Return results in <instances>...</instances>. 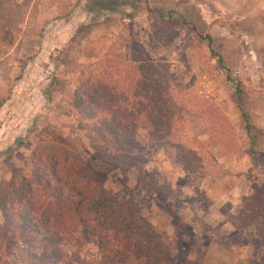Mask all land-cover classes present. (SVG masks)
I'll return each mask as SVG.
<instances>
[{"label": "rangeland", "instance_id": "obj_1", "mask_svg": "<svg viewBox=\"0 0 264 264\" xmlns=\"http://www.w3.org/2000/svg\"><path fill=\"white\" fill-rule=\"evenodd\" d=\"M5 3L0 182L18 177L40 139L60 136L106 175L109 189L131 188L176 264H264V0ZM135 67L150 90L169 93L165 115L175 123L163 143L140 128L149 142L144 161L123 170L93 158V139L64 113L63 94L50 99L49 84L57 76L74 90L81 71L102 69L130 83ZM153 169L164 171L168 186L146 190L143 202L137 190ZM91 241L70 249L66 264H105ZM9 260L39 264V254L19 246Z\"/></svg>", "mask_w": 264, "mask_h": 264}, {"label": "trees", "instance_id": "obj_2", "mask_svg": "<svg viewBox=\"0 0 264 264\" xmlns=\"http://www.w3.org/2000/svg\"><path fill=\"white\" fill-rule=\"evenodd\" d=\"M7 1L18 4V0H0L2 12ZM133 73L130 83L102 69L87 76L81 71L74 90H68L67 80L57 76L49 84L50 99L63 94L64 113L77 116L93 139V158L123 170L144 161L149 142L139 134L140 128L162 142L175 123L174 115H165L163 101L166 104L169 93L150 90L140 68ZM172 102L178 105L177 98ZM22 143L19 139L18 145ZM23 161L24 170L15 180L0 182V264H10L19 246L36 251L39 264H66L70 249L92 242L91 236L104 251L105 264H176L172 249L144 217L143 205L129 196L131 188L109 189L106 175L62 137L40 139ZM148 176L141 177L145 186L137 190L143 202L146 190L164 193L168 186L164 171L153 169Z\"/></svg>", "mask_w": 264, "mask_h": 264}, {"label": "crops", "instance_id": "obj_3", "mask_svg": "<svg viewBox=\"0 0 264 264\" xmlns=\"http://www.w3.org/2000/svg\"><path fill=\"white\" fill-rule=\"evenodd\" d=\"M2 212L0 211V220H1Z\"/></svg>", "mask_w": 264, "mask_h": 264}]
</instances>
